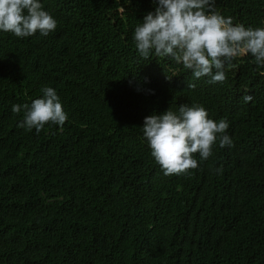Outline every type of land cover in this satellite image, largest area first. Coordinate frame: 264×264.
Segmentation results:
<instances>
[{"label": "trees", "instance_id": "trees-1", "mask_svg": "<svg viewBox=\"0 0 264 264\" xmlns=\"http://www.w3.org/2000/svg\"><path fill=\"white\" fill-rule=\"evenodd\" d=\"M40 2L54 32L0 31V264H264V68L241 55L211 83L171 57L144 59L134 31L153 0ZM215 10L264 28V0ZM44 87L68 119L20 127L12 106ZM181 104L226 119L233 144L166 176L142 127Z\"/></svg>", "mask_w": 264, "mask_h": 264}, {"label": "clouds", "instance_id": "clouds-1", "mask_svg": "<svg viewBox=\"0 0 264 264\" xmlns=\"http://www.w3.org/2000/svg\"><path fill=\"white\" fill-rule=\"evenodd\" d=\"M157 5L148 12L134 31L137 51L148 59L171 57L190 70L196 79L210 78L211 83H223L226 70L233 61L251 54L257 67L264 68V28L246 27L234 23L215 10V0H153ZM57 20L44 9L40 0H0V31L26 38L39 32L47 36L57 28ZM194 88V84H188ZM43 96L31 104L13 105L12 112H24L19 124L37 133L48 123L63 126L68 119L60 97L51 87L41 89ZM244 102L252 100L250 95ZM229 122L209 118L201 105L181 104L162 114L144 118L143 135L151 155L164 175H186L199 166L194 154L207 160L213 146H232L226 134Z\"/></svg>", "mask_w": 264, "mask_h": 264}]
</instances>
